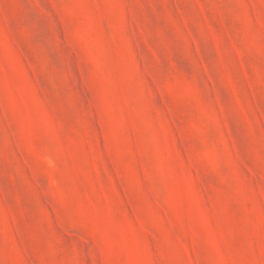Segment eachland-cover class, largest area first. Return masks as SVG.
Masks as SVG:
<instances>
[{
  "label": "rangeland",
  "instance_id": "374dc122",
  "mask_svg": "<svg viewBox=\"0 0 264 264\" xmlns=\"http://www.w3.org/2000/svg\"><path fill=\"white\" fill-rule=\"evenodd\" d=\"M0 264H264V0H0Z\"/></svg>",
  "mask_w": 264,
  "mask_h": 264
}]
</instances>
